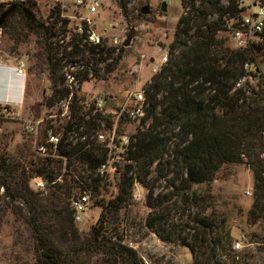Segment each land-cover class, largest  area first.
<instances>
[{"label": "trees", "instance_id": "16d2710c", "mask_svg": "<svg viewBox=\"0 0 264 264\" xmlns=\"http://www.w3.org/2000/svg\"><path fill=\"white\" fill-rule=\"evenodd\" d=\"M179 1L182 13L171 43L173 56L145 87L144 116L133 123L136 132L128 136L129 144L118 161L120 177L114 199L105 205L101 197L109 183L107 177L97 174V169L106 161L107 152L91 140L100 115L92 114L93 109L85 111V105H81L83 99L77 100L76 95L72 96V121L66 126L67 133L76 135V143L60 144L61 158L46 159L35 169L48 182L66 171L64 182L55 184L56 191L50 201L37 197L28 188L25 165L31 167L32 159H27L32 152L26 145L16 157L0 158V187L5 189L6 197L11 201L22 199L30 206L26 222L35 245L34 264H96L98 260L95 263L91 260L98 255L105 258L101 264H142L136 250L123 243L119 231L117 234L108 229L110 217L130 206L135 182L148 191L146 229L162 242H178L186 247L191 253V264H249L253 259L248 253L234 250L236 241L227 216L212 208L210 184L222 165H249L253 174V204L247 214V224L264 223V138L261 134L264 92H255L250 87L251 96L246 97L243 90H235L240 79L255 76L247 73L245 65L256 63L264 51V42L233 50L220 36L227 32V21L240 16V0ZM147 2L116 0L125 19L133 4ZM32 7V3L15 6L1 30L17 44L25 43L31 34L38 38L34 58L45 65L53 89L48 105L69 94L68 87L64 86L67 64L83 67V72L75 77L79 84L98 79L100 64H104L106 74L117 68L123 56L122 48L89 45L78 35H73L67 44H59L60 40L53 42L58 33L69 32L68 21L60 17L61 11L56 7L55 19L50 23L32 22L27 19ZM7 9L0 4V15ZM261 36L264 39V31ZM122 122L125 121L119 124ZM83 136H86L85 144L79 142ZM85 145L90 146L84 150ZM154 164L160 166V178L171 188L155 197V180L150 177ZM74 189L90 191L97 199L96 205L103 206L97 224L85 236L75 228L65 201ZM174 212L178 215L177 224L167 228ZM247 237L246 245L264 242V237L258 239L254 233Z\"/></svg>", "mask_w": 264, "mask_h": 264}, {"label": "rangeland", "instance_id": "374dc122", "mask_svg": "<svg viewBox=\"0 0 264 264\" xmlns=\"http://www.w3.org/2000/svg\"><path fill=\"white\" fill-rule=\"evenodd\" d=\"M87 1L91 2L92 0ZM99 1L100 6L95 16L86 15L82 9L75 10V16L89 19V24H81L79 19L65 18L69 23L67 28L69 32L65 35L58 33V38H53L51 41L60 40L59 44H67L73 35L83 36L86 41L88 33H93L99 38L98 45L105 44L117 50L122 48V59L117 68L109 74L104 72V64H100L98 79H89L81 84L76 79L72 84L64 82V86L68 87L69 94L52 105H48L53 89L50 88L47 69L44 64L37 62L34 58L38 38L31 34L25 43L17 44L6 34L5 30L0 29V104H11L13 107L11 111L15 117L0 118V158L16 157L18 151L25 150L27 147L32 152V155L27 159H32L31 167L25 165L29 175L28 188L45 201H50V196L56 191L57 186L49 184L45 193H39L35 192L29 183L32 178L39 176L35 173V169L40 168L46 159L54 157L52 154H49L48 158L38 155L35 152V143H42L46 131L44 129L62 137L63 145L74 143L76 137L71 132V139L61 131L66 119L58 116L61 111L60 101L66 103L70 95L71 97L76 95L77 100L83 99L81 105H85V111L95 109L92 114L99 111L96 107L98 100L105 102L104 111L116 112L122 108L130 110L136 104L127 100L129 94L145 91V87L155 75L152 74V69L155 67L158 73L163 67L159 66V57L163 55L161 51L164 52V49L169 48L168 58L173 56L171 43L176 23L182 13L179 0H149L141 5L133 4L128 19L122 16L116 0ZM31 3L33 7L30 15L35 21L50 23L55 19L56 7H59L61 11V18H64L65 15H72V10L66 6L67 4L63 8L54 0H27V5ZM162 3H166L164 12L161 11ZM145 6L149 7V12L143 15L141 9ZM14 16L16 21L19 20L17 14ZM78 27L82 28V32L77 31ZM220 36L226 40V45L230 47L226 32L221 33ZM128 39L130 43L125 47L124 43ZM261 42H264V39ZM88 44L92 45L89 42ZM153 58L154 63L151 65L149 59ZM20 64L24 69L23 77L15 75V69ZM248 67L247 73L255 75H252L249 85L255 92H264V51L256 58V63L249 64ZM82 69L80 64H67L64 74L75 78L79 72H83ZM47 84L49 85L47 86ZM68 105L72 107L71 102ZM112 116V114L105 115L106 126L104 129L100 126V131L103 133H108L113 128L114 118L112 121ZM40 119H44L45 122L38 134L34 135L33 131L27 130V125L29 122ZM135 128L136 126L130 122L118 123V138L120 136L128 137L135 133ZM66 148L64 150H67ZM124 152L125 150L118 144V152L112 151L107 154V158L115 159L117 153L119 156ZM20 160L22 163V159ZM63 161L65 162L64 159ZM159 167L154 164L151 168L150 177L155 180L154 197L171 191L165 180L160 178ZM30 168L33 170L30 171ZM115 170V167L109 169L106 176L109 185L105 191L101 192L105 205L109 200L114 199L118 191L117 183L120 174H116ZM62 173L58 176H62ZM40 176L45 181L47 180L44 175ZM210 188L214 198L212 208L227 216L233 237L242 246L237 251L253 256V259L249 260V264H264V242L259 245L245 244L246 239H249L246 236L253 233L257 235L258 239L264 237V223L256 226L247 224V214L253 204L251 167L245 164L222 165L214 181L210 184ZM81 192L79 189H74L70 198H65L69 210L70 200ZM147 193L146 188L135 184L132 188L130 206L120 211L119 215L110 217L108 229L116 231L117 234L119 231L123 243L136 250L142 264H191V253L186 247L180 246L178 242L174 244L168 241L162 242L146 229L145 218L149 214V208L146 206ZM90 194V203L81 222L73 221L81 236L88 235L91 228L97 224L103 210V206L96 205L97 199L92 196L91 192ZM133 196L136 199H133ZM29 208L30 206L22 199L11 201L10 197H6L5 189L0 187V264H34L35 245L32 230L26 222L30 217ZM177 221L178 215H175L174 212L170 215L167 228L177 224ZM102 259L105 258L100 255L93 256L91 262L95 263L98 260L96 264H101Z\"/></svg>", "mask_w": 264, "mask_h": 264}, {"label": "built area", "instance_id": "2783aa9c", "mask_svg": "<svg viewBox=\"0 0 264 264\" xmlns=\"http://www.w3.org/2000/svg\"><path fill=\"white\" fill-rule=\"evenodd\" d=\"M59 6L65 8L66 6H69L72 10V15H65L64 18L66 19H79L82 23H90L89 19L84 17L77 18L75 16V10H84V13L90 17L95 16L97 14V10L100 6L99 0H92L91 2H88L87 0H54ZM0 4L5 5L7 8L11 6H25L27 5V0H0ZM67 4V5H66ZM66 5V6H64ZM239 8L242 10L240 13V16L238 18H230L227 21V37L228 41L230 43V48L233 50H244L249 48L253 44H257L258 42H261L263 40L262 33L264 31V0H240ZM78 32H82V28L78 27ZM92 45H98L99 44V38L93 34L88 33L87 40ZM169 48L164 49L163 55L159 57V66H165L168 63V53ZM153 62L151 63V59H149V62L151 65L154 63V58L152 59ZM248 65H245V70L248 71ZM257 72V71H256ZM157 69L154 67L152 69V74H156ZM15 75L18 77H23L24 69L23 65L20 64L15 69ZM252 79V76H246L242 79H240L236 85L235 90H243L246 97L251 96V89L249 85V81ZM75 78L69 74H65V83L72 84ZM128 101H132L136 104V106L130 110H126L124 108L120 109L116 112L111 111H104L105 102H102V100H98L96 103V107L98 108V112L95 111V113H98L100 115V120L98 121L99 126L97 128V131L92 136L91 140H93L97 145H99L101 148H103L107 154L111 153L112 151L118 152V144L119 146L126 151V148L129 144V138L127 136H120L118 138L117 133V126L119 121H125L130 123H137L139 119H141L144 116L145 111V98H144V90L141 92H133L129 94V97L127 99ZM71 102L72 104V97L71 95L68 97V102L60 101L59 108L61 109L58 116L60 118H65L66 123L63 127V134L69 136L72 139L71 132H66V126L69 122L72 121V107L71 105H68ZM65 103V104H64ZM0 118H15L13 112L11 111V107L7 104H0ZM95 110V109H93ZM111 112V113H108ZM93 113V114H95ZM112 114V121H113V128L108 133H103L100 131V126L102 129L105 128V115ZM53 118V117H49ZM45 122L44 119L32 121L31 123L27 125V130L33 131L34 135H37L38 132L42 129V125ZM44 132V138L42 140V143H35V152L38 155H42L43 158H48L49 154H52L53 159H58L60 156L58 154V146L62 144V137H60L57 133L48 132L47 129ZM262 137L264 138V131L261 133ZM74 135V134H73ZM67 142V141H66ZM79 142L81 144H85L86 142V136H83L79 139ZM76 143V140L74 143L70 142L68 143L71 145H74ZM90 145H85L84 150L87 149ZM122 155V154H121ZM114 158H107L104 163H102L99 168L97 169V174L100 177H106L109 169L112 167H115V173L118 174V159L120 160V156ZM61 158V157H60ZM49 159V158H48ZM66 160V158H63ZM109 159V160H108ZM262 159L264 162V152L262 154ZM117 167V168H116ZM62 176H58L55 178L53 182H48V180H44L41 176H35L31 179V182L29 183V186L35 190V192L39 193H45L46 187L49 184L55 185L59 183L64 182V176L66 175V171L64 170ZM138 184L137 182L134 183ZM134 187V186H133ZM2 191V189H1ZM90 191L84 190L79 195L73 197L70 200V210L72 213L73 221L75 222H81L83 215L85 214L88 205L90 203ZM133 199H136L135 196H133ZM241 244L236 242L234 244V250H239L241 248Z\"/></svg>", "mask_w": 264, "mask_h": 264}, {"label": "water", "instance_id": "95a60500", "mask_svg": "<svg viewBox=\"0 0 264 264\" xmlns=\"http://www.w3.org/2000/svg\"><path fill=\"white\" fill-rule=\"evenodd\" d=\"M165 6H166V3H162L161 5V11H165ZM15 6H11L9 7L3 14L0 15V29H1V26L3 25L6 17L14 10ZM149 12V7L148 6H145L141 9V13L143 15H146L148 14ZM27 19L28 20H31L32 22L34 21V18L31 16V15H27ZM130 43V40L128 39L125 43H124V46L127 47ZM151 63L153 62V60L151 59L150 61ZM40 78H42V76H40ZM49 84H47L48 86ZM246 241H248V238L246 239Z\"/></svg>", "mask_w": 264, "mask_h": 264}, {"label": "crops", "instance_id": "0c3cea01", "mask_svg": "<svg viewBox=\"0 0 264 264\" xmlns=\"http://www.w3.org/2000/svg\"><path fill=\"white\" fill-rule=\"evenodd\" d=\"M24 86H25V84H24ZM7 105H9V106H10V107L13 109V107H12V105H11V104H9V103H8ZM153 236H154V235H153ZM155 238H156V237H155Z\"/></svg>", "mask_w": 264, "mask_h": 264}]
</instances>
